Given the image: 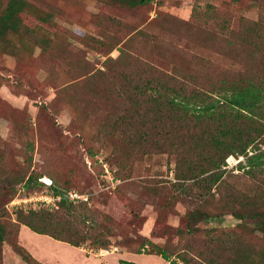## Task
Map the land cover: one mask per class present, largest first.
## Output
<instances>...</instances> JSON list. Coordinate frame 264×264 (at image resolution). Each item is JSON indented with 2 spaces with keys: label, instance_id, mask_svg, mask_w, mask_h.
Instances as JSON below:
<instances>
[{
  "label": "rangeland",
  "instance_id": "obj_1",
  "mask_svg": "<svg viewBox=\"0 0 264 264\" xmlns=\"http://www.w3.org/2000/svg\"><path fill=\"white\" fill-rule=\"evenodd\" d=\"M28 3V12L49 14L47 20L42 22L40 15L23 11L19 32L6 33L2 39L7 43L0 38V264H30L20 258L16 247L29 253L35 264H118L120 260L169 264L174 256L171 249L172 254L179 251L187 260H178V264H230L233 247L256 245L258 234H246L237 227L238 220L228 214L203 223V227L216 231L174 235L175 227L183 228L182 216L188 210L218 211L222 192L214 188L204 198H190L173 189L174 163L189 157L192 150L188 144L172 149V136L152 143L150 137V145H144L151 148L150 154L129 167L124 153L131 126L123 117L133 115L134 120H142L133 129L146 136H150V123L145 122L144 103L136 107L135 97L113 80L116 70L107 66L111 64L106 58L117 52L113 49L108 53L111 45L104 32L109 25L102 20L112 19L116 29L127 23L131 30L137 26L149 29L156 19L175 24L176 33L166 39L177 46L191 38L188 49L194 55L183 56L177 46L178 55L165 61V44L151 52L135 46L129 53L133 69L139 71L134 63L143 62L167 75L178 69L176 77L185 76L208 88L221 77L260 78L253 73L260 63L262 68L264 65V51L258 43V36L264 35V0H209L211 8L202 9L201 20L212 38L207 36V28L185 36L184 24L176 20L188 19L193 0H151L128 10L110 4V0ZM45 38L48 43L41 49ZM175 57L181 60V68L175 67ZM164 78L171 81V77ZM64 101L72 107L59 106ZM24 119L31 126L28 130H10L9 122L18 127ZM26 139L31 147L24 151ZM133 139L138 141L135 136ZM88 148L91 156L87 155ZM26 155L31 156L29 170L41 172L40 178L46 183L51 181L49 175L58 185L65 181V197L73 207L56 208L53 199L58 196L52 197L42 187L26 192L18 184L9 198L7 188L22 170ZM105 158L115 159L114 163ZM224 162V179L238 192L256 190L264 182L263 174L249 176L244 157L229 155ZM19 208L21 212L53 211L57 227L75 228L79 237L84 235L87 240L77 247L34 233L18 221ZM93 238L108 240V245L94 249L89 245ZM147 241L163 245L170 258L146 254L150 248Z\"/></svg>",
  "mask_w": 264,
  "mask_h": 264
},
{
  "label": "trees",
  "instance_id": "obj_2",
  "mask_svg": "<svg viewBox=\"0 0 264 264\" xmlns=\"http://www.w3.org/2000/svg\"><path fill=\"white\" fill-rule=\"evenodd\" d=\"M110 1H112L110 4L128 10L151 0ZM208 1L193 0L188 19L176 18L178 22L184 24L185 36H188L189 33L197 35L199 34L198 31H204L207 28V24H204L201 17L204 9L211 8ZM236 1L224 0L225 3ZM30 7L28 0H0L1 39L6 33L17 34L19 32L23 27L21 12L27 11ZM224 11L227 9L225 8ZM27 13L40 15L39 20L42 22H45L49 16V14H39L35 11H27ZM111 22H113L112 19L108 17L102 20L104 25H109L108 31L103 29L104 35L111 45L108 53L113 49L117 52L114 57L106 58V62L111 64L107 66L116 70L114 82L117 79L122 84L123 90L135 97L132 99L133 104L137 107L141 101L144 103V116L145 119L148 118V120H144L150 123V136H146L145 132H138L133 129L135 124H142V120H134L133 115L122 116L125 123L131 126V131L127 132L129 146L124 153L125 160H128V164H130L129 167H135L138 161L150 154L151 148L147 149L144 146L146 142L150 145V137H152V143V141L155 142L162 137L172 136L169 146L175 150L188 144V149L192 150L188 153L191 155L187 158H181L179 161L176 160L174 163V181L171 182V186L190 198H204L208 193L214 192H211L212 189L215 188L217 191L220 189L222 199L218 202V211L216 209L215 212H207L195 207L185 212L182 216L183 228L175 227L174 235L193 234L198 230H206L207 234L216 231L212 230L214 229L212 227L209 229L203 227V223L213 219H221L223 215L228 214L238 220L237 227L239 229L249 235L256 233L259 237L256 245L239 246L237 249L233 247V255L230 258L232 263L230 264H264V182H261L256 190L248 192V189H245V191L238 192L225 181V170L222 168V165H225V158L229 155L242 156L249 176L253 174H263L264 176V65L262 68V63H260L253 73V76L260 78L221 77L214 86L208 88L191 82L185 76L183 78L176 77L180 73L178 69H174L170 72L171 74L167 75L164 72H157L150 64L143 62L141 65L134 63V66L139 69V71H135L132 67L133 58L129 55L135 46L147 48L146 52H151L157 50L160 44H165L162 53L167 55L165 61H168L171 56L178 55V47L180 52L184 54L183 56H193V52L188 49V46H191V38L185 44L175 46L176 44L171 43L166 39V36L174 35L177 26L167 21L165 24V20L156 19L149 29L137 26L134 30L133 28L131 30L127 23L122 25L121 29H116ZM210 32L209 30L207 36L212 38ZM177 35L182 36V34ZM146 38L149 41H144ZM195 39L197 37H193V40ZM2 41L7 43L3 39ZM143 42L146 45H143ZM47 43L45 38L41 41L42 45L39 48L42 49ZM258 43L260 49L264 51V35L258 36ZM2 47L4 50L7 49ZM175 61V67L181 68V64H178L181 63V60L179 61L175 57ZM148 70H150V75H146ZM164 77H171V81L165 80ZM59 106L72 107L68 106L67 101ZM8 125L10 130L17 128L20 132H25L28 130L27 127H31L25 119L18 124V127L10 122ZM108 133L112 135L113 132ZM133 136L138 141H135ZM30 147L31 141L26 139L24 151L29 150ZM87 155H92L89 148ZM25 157L24 164L21 166L22 170L20 169L18 175L15 174L13 185L7 188V191H10L8 193L9 198L16 193L17 188L15 186L18 184L26 192L33 188L42 187L52 197L58 196V198L53 199L57 205L56 208L73 207L72 203L65 197L67 191L65 181L58 185L55 178L48 174L51 181L47 184L40 178L41 172L29 170L31 156L26 155ZM105 159L109 163H114L115 160ZM120 165V161H118L117 170L121 169ZM238 166L241 167V164ZM52 213L53 211L50 212L47 209H29L26 212H21L19 208L16 217L21 224L27 226L32 232L47 235L72 246L78 247L87 240L84 235L79 237L78 230L75 228L57 227ZM200 223L202 224L200 225ZM2 230L0 226V243L2 242ZM146 243L150 247L146 254H157L164 260L170 258V254L166 252L163 245L160 246L148 241ZM89 245H92L94 249L105 248L108 245V240L93 238L92 241H89ZM141 245L146 244L141 243ZM15 251L24 262L35 264V260L23 248L16 247ZM173 251L174 249H171V257L174 256L169 260V264H178V260L187 263L185 257L179 255V251L172 254ZM136 253H139V250ZM118 264L135 263L120 260Z\"/></svg>",
  "mask_w": 264,
  "mask_h": 264
},
{
  "label": "clouds",
  "instance_id": "obj_3",
  "mask_svg": "<svg viewBox=\"0 0 264 264\" xmlns=\"http://www.w3.org/2000/svg\"><path fill=\"white\" fill-rule=\"evenodd\" d=\"M50 183V182H49ZM48 184V183H47Z\"/></svg>",
  "mask_w": 264,
  "mask_h": 264
}]
</instances>
